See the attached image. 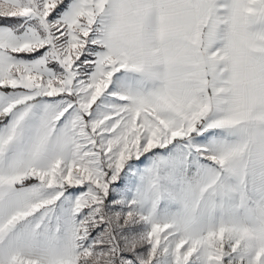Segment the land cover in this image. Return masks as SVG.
Returning a JSON list of instances; mask_svg holds the SVG:
<instances>
[{"label":"snow or ice","instance_id":"obj_1","mask_svg":"<svg viewBox=\"0 0 264 264\" xmlns=\"http://www.w3.org/2000/svg\"><path fill=\"white\" fill-rule=\"evenodd\" d=\"M0 264H264V0H0Z\"/></svg>","mask_w":264,"mask_h":264}]
</instances>
